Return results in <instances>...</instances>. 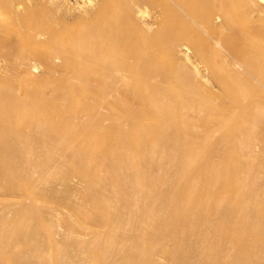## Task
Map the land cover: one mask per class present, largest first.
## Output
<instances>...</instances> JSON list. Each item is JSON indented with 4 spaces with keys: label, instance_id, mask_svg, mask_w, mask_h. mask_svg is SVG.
Here are the masks:
<instances>
[{
    "label": "bare ground",
    "instance_id": "bare-ground-1",
    "mask_svg": "<svg viewBox=\"0 0 264 264\" xmlns=\"http://www.w3.org/2000/svg\"><path fill=\"white\" fill-rule=\"evenodd\" d=\"M50 1L13 0L2 4L0 0V16L11 14L10 21L15 27L7 35L14 34L18 38L20 49L17 59L21 65L28 62V67L36 68L34 56L28 51L37 45L47 47L41 56L47 73L53 74L60 68L75 65L73 74L80 85L76 88L68 85V90L78 88L76 91L90 101L80 103L64 114L61 88H54L53 99L56 102L50 99L49 103L47 99L35 96V93L42 92V80L35 88L28 84L20 87L6 82L0 84V146H3L0 147V181L10 178L11 184L4 188L9 193H16L19 190L16 183L30 184L47 173L63 172L54 180L59 184L73 180L84 183L90 190L91 204L100 207L102 220H107L111 226L123 224V218L133 216L134 220L136 217L134 227L138 236L134 238L124 234L116 246L108 240L104 245L107 253L102 254L90 249L85 253L65 251L83 244L74 235L76 237L63 244L64 252L51 253L50 249L54 248L52 235L45 237L47 248L44 243L37 245L38 231H27L24 227L17 231L9 224L6 214L1 212L0 224L5 228V239L17 233L32 240L26 249L33 254L37 264H61L63 256L66 257L65 264H264V255H259L264 250V241L249 237L244 243L245 250L238 253L235 245L241 240L235 242L230 232L237 228L245 229L247 224L235 217L253 211L241 209L230 199L226 203L212 202L219 188L229 191L234 197H240L238 194L245 190L236 183L242 167L238 158L251 150L254 134L246 127H238L236 117L230 114L239 108L243 119L255 125L259 123V116L251 113L250 109L261 110L264 102L246 92L241 101L232 97L231 107H217L211 97L200 92L194 80L201 71L200 67L204 71L209 70L213 82L229 94L236 86L248 84L247 75L256 80L264 75V65L263 69L260 67L264 64V38L261 42H252V38L264 37V16L256 17L259 27L256 34L242 36V42L248 44L242 53L228 47L230 42L220 29L222 25L233 29V21L227 15L233 1L241 3L243 13L254 9L264 12V7L259 6L257 0H170L184 18L177 22L173 19L164 25L163 20L155 17L150 22H141L137 15L142 12L144 4H149L160 7L158 14L164 19L169 10L166 0H74L70 21L56 15L60 1L52 2V5L48 4ZM196 27L199 31H195ZM175 28L179 29L178 33L171 32ZM199 33L208 36L203 47ZM180 46L192 50V56L198 61L193 67L195 73L190 72L185 61L162 54L165 49L173 51V47ZM12 54L0 50V62L13 61ZM219 58H223L226 67L215 69L212 65ZM56 62L59 65H55ZM48 79H52V75ZM175 90L178 92L173 95ZM123 97H131L134 103L123 100ZM156 105L162 106L161 113L173 123L188 117L178 109L198 112L201 117L196 121L202 134L193 133V121L189 120L170 133L154 123L149 125L150 132L140 133L148 126L147 108ZM107 121L110 125L104 127ZM76 127L80 130H74ZM216 132H219V143L224 148H211L205 158L193 159L200 140L205 138L208 141ZM81 134L102 139L110 148L104 146L90 153L82 146L59 150L62 139ZM175 134L182 135L185 141L176 142L171 138ZM19 143H23L28 151H45L49 158L34 167L31 160L23 155ZM53 148L63 155L61 160L55 161L50 157ZM82 154H93L92 160H84ZM168 154L180 156V160L170 163L166 157ZM215 154L216 159L231 158V167L223 176L215 162ZM66 157L72 158L75 165L64 172L68 162ZM160 171L168 173L166 180H157ZM136 177L139 182L133 181ZM161 185L164 186L162 191ZM105 192L120 193L126 200L114 204L115 209L111 212L109 205L113 201L104 196ZM30 195L27 189L20 195L30 201L24 211L31 210L37 201L47 206V198L33 199ZM262 195L258 198L264 202ZM135 201L140 203L136 208L133 207ZM251 214V218H264L263 212ZM28 219L41 222L40 216ZM72 233L76 234L75 231ZM87 234L96 238L91 230ZM166 240L167 243L164 242ZM20 241L22 243V237ZM43 248L45 252L41 251ZM178 254L184 256L177 259ZM255 254L256 261H250L249 258ZM190 256L194 257L193 262Z\"/></svg>",
    "mask_w": 264,
    "mask_h": 264
},
{
    "label": "rangeland",
    "instance_id": "rangeland-1",
    "mask_svg": "<svg viewBox=\"0 0 264 264\" xmlns=\"http://www.w3.org/2000/svg\"><path fill=\"white\" fill-rule=\"evenodd\" d=\"M1 1H3L2 4H6L8 1H13V0H1ZM32 1L34 2V0ZM59 1L61 4H60L59 9H57L58 11L56 12V15L57 14L58 16L60 15L59 17H62V19L66 21H70V19L72 20L73 18L72 15L74 11L72 9L73 7L72 5L74 4L73 3L74 0H54V1L51 0L48 4L52 5V2H59ZM257 2L259 6L264 7L263 1L257 0ZM166 4L169 10H168V15H166L164 19L161 16H159L160 7L158 6H157L158 8L156 6L151 7L149 4H144L142 6V12L140 13V15L139 14L137 15V18L141 22H150L151 20H155L156 18V20H159V21L163 20L164 25H167V23H170L173 19L177 22L181 18H184L183 13L179 11L178 9H176L173 2H171L170 0H166ZM176 10H178L177 13H176ZM228 11L229 13L227 15L233 21V26H232L233 29H230V27L226 25H222L220 28L221 33L223 34L224 37H227V39L229 40L228 41L230 42L229 43L230 46H228L229 48H232L238 51L239 53H242L246 49L245 47L248 46L247 43L242 42L241 40L242 36L245 34H251V33L256 34V31L259 30V27L257 23L255 22L256 17L258 16L263 17L264 12H259L258 10L254 9V11L250 13H243L242 12L243 10L241 9V3L239 1H233L229 6ZM10 16L11 14H8V13H6V15L0 16V50L3 52L8 51L10 52V54H12L11 52H13L12 57L14 59L13 61L0 62V76H1L0 84H3L6 82L7 84L15 86V87H20L24 84L25 85L28 84V85H33L32 88H35L37 87V84H39L40 81L42 80V83H43V84L41 83L42 92L35 93V96L37 98L47 99L49 103H51V100L52 102L54 100L56 102V99H53L54 98V95H53L54 88H61V91L63 92V95H64V98L62 99V103H63L62 111L65 112L64 114H67L69 110L73 109V107H76L80 103L81 104L88 103L90 100L80 95L76 91L78 90V88L76 90H70V91L68 90V87H67L68 85H71L74 88L79 87L80 85L78 79H76L75 78L76 76L73 74L75 65H71L70 67L64 68V69L60 68L59 70L55 71V73L53 74L47 73L45 65L41 63L42 62L41 56H42V53H44L45 50L47 49L46 46L37 45V46L32 47L31 50L29 49L28 51L29 55L33 54L32 56H34L33 62L36 63V68L34 69L32 68L33 69L32 70L30 67H28L29 65L28 62H24L22 65L20 64L21 61L17 59L19 49H20V46L17 44L18 38L14 34L7 35V32H11L15 28L14 25L10 21V18H11ZM157 24H158V21H157ZM153 28H155V26H153ZM195 31H199V29L196 27ZM171 32L178 33L179 29L175 28V30H172ZM199 35L201 39V45L203 47V45L208 39V36L204 33H199ZM263 38L264 37L252 38V42L256 43L262 40ZM186 53H187V57H185ZM162 54L164 55L167 54L170 56L172 55L174 59L185 61V63L189 67L190 72L192 73L194 72L193 67H194V64H196L195 62H197L198 64V61H196L195 57L192 56L193 55L192 50H190L189 48L186 50V47H181V46L173 47V51H171V49H167V50L165 49ZM223 55L224 54H222V56ZM222 59L219 58L216 64L212 66H215V69H221V67H226ZM55 65H59V64L56 62ZM263 65L264 64H260L261 69H263ZM200 70L201 71L199 72V75L194 78L195 83L199 85V89L201 90L200 92L202 94H206L207 96L212 98L213 105L217 107H220V106L231 107V104L229 103H232L231 101L232 97L236 101H241L243 99V95L246 92H250L252 95L257 97L258 100H262L261 103L264 102V89H263L264 75H261V78L258 77L256 80V78H253L246 74L247 78L249 79L248 84H245L244 86H236V88L232 89V91H230L231 93L228 94L227 92L225 93L223 90H220V88L216 85V83L213 82V76L211 75L209 70L204 71L201 69V67H200ZM49 75H52V79L50 80L48 79ZM176 92L178 91L175 90L172 92V94L174 95ZM261 95H263V98ZM122 99L123 100L127 99V101H131L132 103H134L133 102L134 99H132L131 97H128V98L123 97ZM156 106L157 107L153 106L151 108H147L148 117L146 119V122H148V126L146 127V129L141 130L140 133L146 134L150 132L149 125L151 123L159 124L160 129H163L164 131H167L170 133L171 131H174L175 127H181L182 125L186 124L187 120H189V121H193V126H192L193 133L196 135L202 134L201 128L196 121L198 117H201V115L198 114V112L192 109H183V108L178 109L181 112H183L184 115H188V117L186 116L185 120L182 119L181 122L173 123V121H171L170 119H167L166 115L164 117V115L161 113L162 106L161 105H156ZM260 109L261 110L250 109L251 113H257L259 116V123H256L255 125L243 119V116L241 113L242 110H240L239 108H235V111H233L230 114L231 117H236L235 119L237 120L238 127H241V126L246 127L249 130H251L254 134L253 145L250 142L251 150L243 152L240 158H238L239 162L242 164V167L238 171V177H237L238 179L236 183L238 184L239 187L245 188V190H243L242 193L238 194L240 197H234V195L229 193V191L219 188L217 195L213 199L212 202L221 201L222 203H226L227 200L230 199L232 201H235L236 204L240 206L241 209L246 208L247 210H252L253 212L251 213H254V211H259V212L264 213V202L261 200V198H258V196L262 195L261 193H263L262 196L264 197V103L263 105H261ZM108 125L110 124L107 121V123H104L103 126L105 127ZM74 130H80V128L76 127ZM171 138L176 139V142L185 141V138L180 134H175ZM199 144H200L199 148L196 149V153H194L193 159L205 158L207 155V151L211 148L213 149L224 148V146L221 143H219V132L214 133L213 136H211L208 141H205V138H202ZM18 145H19V148L23 150V155L31 160L32 165L34 167L40 166L41 164L44 163L45 159L49 158V155L45 151L44 152L42 151L39 152V150L38 151H28L27 147L25 148L23 143L22 144L19 143ZM79 146L84 147V149L87 150V153L88 152L90 153L92 151H98L100 150L99 148H102L104 146H106L107 148H110L108 143L102 139L93 138L91 136L85 137L84 135L81 134V135H77L74 138L65 137L64 139H62L61 145L59 146V150L63 151L67 147L77 148ZM0 147H3V146L1 145ZM51 153L52 154L50 157H53L55 161L61 160L63 158V155H61L55 148L51 149ZM92 155L93 154H82V157L84 160L90 161L92 160L91 158ZM156 156L157 154H155V157ZM214 156H215L214 158L215 162L218 164V169L223 176V174L227 173L231 167V162H230L231 158L226 157L222 159L220 158L216 159L217 158L216 154ZM166 157L168 158L170 163H172L173 161L177 162V160H180V156L168 154L166 155ZM68 158L69 157L65 158V160H68V162H67V166H65V169H63L64 172L69 171L75 165L74 160H72V158H69V159ZM137 158H138V155L135 156V159ZM186 158L188 159L189 156H187ZM181 160H184V157L181 158ZM245 163L249 165H245ZM21 164L23 165L24 163H21ZM62 174L63 172L58 173V174L57 173L56 174L47 173L44 176L37 177L30 184L16 183V184H19V190L16 191V193H9L4 188L5 186H7V184H11L12 180L10 178L9 180L11 181L7 180L8 182L6 180H2V182L0 181V213L4 212L6 214L4 216L6 217V219L9 220V224L11 225L12 228L16 229L17 231L18 229H21L23 227L24 229L27 228L26 229L27 231L28 230L38 231L37 233L38 235L36 236L37 237L40 236V237L38 239H35L37 241V245H40V244L42 245L44 243L43 245L46 248L48 245L47 246L45 245V242H46L45 237L48 234L52 235V245L54 244L53 245L54 248L50 249L51 253L64 252L65 248L63 247L64 246L63 244L67 243L68 241H71L76 236L78 239H80L79 240L80 243H83V244L80 245V247L78 246V248L72 246V248H70L72 250L66 249L65 251L85 253L90 249L94 252H98V253L102 252L103 254V252L107 253L106 250L108 249H104V245L107 244L108 240L112 241L113 244H115L116 246L119 243L118 241H120V239L123 240L124 234L125 236L128 235L129 237L132 236L134 238L138 236L137 235L138 232L137 233L135 232L136 230L134 227V220L136 217H134V220L132 218L133 216L123 218V221H122L124 222L123 224H119V226L117 225L111 226V224L108 223L107 220L106 221L104 219L102 220L101 212H99L100 207H95L93 204H91L90 202L91 199L88 196V194H90V190L87 187H85L84 183H80V182H77L76 180H73L70 183L59 184L57 183L58 181L56 180ZM210 174L217 176L214 173H210ZM167 176H168V173L166 171H160L159 174H157V180L159 181L166 180ZM136 178L137 179L133 181L139 182L140 179L138 177ZM26 189L29 190L31 193L30 198H33V199L35 198L39 199L41 197L47 198L48 200V202L46 203L47 206H45V204H42L40 201H37L36 203L32 204L33 208L31 210L24 211L25 209L23 208L28 206V204H30L29 203L30 201H29V198H26L25 200L22 199L20 195H22ZM162 189H164L163 185L160 186L161 191ZM251 193H254V194H251ZM104 196H106L107 198H110V200L112 199L113 201V202L111 201L112 204L109 205V209L111 212H113L112 210L115 209L114 204L118 205V203L121 202L122 200H126L123 197H121L120 193H117V192L115 193L105 192ZM135 202L137 203L138 201H135ZM135 202L133 203L134 208H136L137 205L140 204V203L135 204ZM156 210H158V208H156ZM14 211L16 214L14 213ZM134 213H137V210L134 211ZM158 213L162 214L164 212L159 211ZM251 213L238 214L235 217L236 219L240 221H244L247 224L245 229L237 228V229L230 231L232 233V236L235 239V242H237L238 240H241L240 243H237L235 245V248H236L235 251L238 253H241L242 251L245 250L244 243L249 237H254V239L256 240L264 241V218L263 220H261V218L258 219L257 217L251 218L252 217ZM34 215L40 216L41 222L32 221L33 222L32 223L31 221H28L29 220L28 218ZM124 215L126 216L127 213L125 212ZM164 218H168L166 220H170L169 217H164ZM63 221L65 222L63 223ZM67 228H69L68 230L69 232L67 231ZM4 229H5L4 226L0 224V235H1L0 241H1V244H3L2 246H0V264H15L16 261H18L16 264L18 263L37 264L36 259L33 256V254L31 255L30 251L26 249L27 247L26 245L32 244L33 241L17 233L13 234V236L8 235L9 237L5 239V236L3 233ZM71 229L73 230L71 231ZM87 229L93 231L94 234L96 235V238L95 237L93 238V236L91 235L90 237L88 234L85 235L86 233H88ZM77 230L81 232L83 230L84 232H82L81 234V232L79 233ZM70 231L71 232L75 231L76 234L75 233L71 234ZM19 236L22 237V243L21 241L19 242V240H21V237ZM119 236H121V238ZM164 242L167 243V240ZM62 247L64 249H62ZM81 247L82 248L84 247L85 250L83 249L84 250L83 251ZM6 251H8V253ZM41 251L45 252V249L43 248V250ZM2 253L4 254L2 255ZM8 254L10 257L8 256ZM11 254H13V256H11ZM259 255H264V250L260 251ZM176 256H177L176 257L177 259H180L184 255L178 254ZM255 256L256 254L252 255L249 258V260L256 261ZM28 257H30L31 261ZM27 259H29V261ZM189 259L191 262L194 261L193 256H190ZM65 261H66V257L63 256V261H61V264H65Z\"/></svg>",
    "mask_w": 264,
    "mask_h": 264
}]
</instances>
